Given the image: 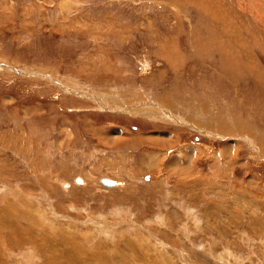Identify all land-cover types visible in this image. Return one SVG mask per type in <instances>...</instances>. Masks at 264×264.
Masks as SVG:
<instances>
[{"label":"rangeland","instance_id":"rangeland-1","mask_svg":"<svg viewBox=\"0 0 264 264\" xmlns=\"http://www.w3.org/2000/svg\"><path fill=\"white\" fill-rule=\"evenodd\" d=\"M235 1L0 0V264H264V24Z\"/></svg>","mask_w":264,"mask_h":264},{"label":"bare ground","instance_id":"bare-ground-1","mask_svg":"<svg viewBox=\"0 0 264 264\" xmlns=\"http://www.w3.org/2000/svg\"><path fill=\"white\" fill-rule=\"evenodd\" d=\"M235 3L241 8V10L243 9L244 11H248L249 14L253 15L255 17L256 21L264 24V11H262V10H264V0H236ZM243 4H245V8L247 10L243 7ZM257 4H261V5H257ZM103 178H105V177H103ZM107 179H109V178H107ZM110 180H112V179H110ZM112 181L114 182V185H112V186L118 185V182H116L114 180H112ZM81 183H82V181L80 179L79 184H81ZM109 187H111V186H109Z\"/></svg>","mask_w":264,"mask_h":264},{"label":"water","instance_id":"water-1","mask_svg":"<svg viewBox=\"0 0 264 264\" xmlns=\"http://www.w3.org/2000/svg\"><path fill=\"white\" fill-rule=\"evenodd\" d=\"M99 181H100V183L103 185V186H112V185H114V182L112 181V180H110V179H107V178H103V177H101L100 179H99ZM75 182L76 183H80V179L78 178V177H76L75 178Z\"/></svg>","mask_w":264,"mask_h":264}]
</instances>
